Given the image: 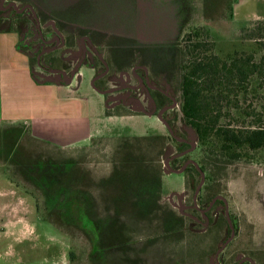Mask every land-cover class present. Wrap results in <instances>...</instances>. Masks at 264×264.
<instances>
[{"label": "rangeland", "instance_id": "rangeland-1", "mask_svg": "<svg viewBox=\"0 0 264 264\" xmlns=\"http://www.w3.org/2000/svg\"><path fill=\"white\" fill-rule=\"evenodd\" d=\"M26 1L29 0H19V3ZM158 1L157 5L170 15V32L175 41L180 42L195 29H203L199 41L208 50L207 54L212 52L222 58L235 50L249 54L257 42L262 45L255 59L264 54V31L261 39L244 38L251 33L248 32L256 22L264 21V0H236L231 19L215 20L204 19L202 0ZM96 4L94 8L97 9ZM145 14L154 17L147 10ZM12 40V35L0 34L4 52ZM130 69L131 66L121 80L130 78L129 83L136 84L137 81L129 75ZM93 75L90 68L81 65L72 79L70 91L85 97L89 110L88 119L80 125L71 123L69 132L56 129L63 126L62 123H49L44 127L47 129L39 132L47 140L36 138L38 141H30L24 135L15 145L8 140V133H14L12 128L20 133V127H0V264H211L216 249V243L211 240L223 239L227 235L223 226H214L216 222L224 221V206L218 205L211 211L209 220L215 218L214 223L191 222L193 214H185L187 210L184 208L185 174L163 172V162L175 152L173 147L167 146L151 167L137 164L122 167L121 163H116L119 153L115 146L123 139L166 136L168 131L153 113L106 115L105 94L99 91L101 82L93 83ZM170 77L177 75L174 72ZM168 89L172 90L171 87ZM258 89L255 95L247 94L240 103L250 111V118L245 123H236L233 117H226L224 107L221 114L225 117L220 122L247 126L257 120L258 126L264 128V82ZM125 96H111V107H115L114 103L130 107L131 96L129 93ZM220 106H224L223 103ZM132 109L139 110L136 106ZM252 110H255L254 115ZM179 126V133L184 132L193 140L191 130ZM84 138L88 145L74 147V142ZM97 138H101L100 141L91 142ZM10 154L36 168L46 161L49 171L75 164L88 175L91 181H84L81 189L94 198L95 217L91 220L95 229L101 230L100 238L94 241L95 235L89 225L86 230L74 228L73 237H70L43 220L42 198L23 179L15 176L16 167ZM130 156L134 157L133 154ZM154 156L155 152L148 154L150 158ZM187 156L197 162L201 154L194 147ZM183 160L171 166L179 167ZM223 165L216 162L218 179L212 190L226 199L228 212L236 223L234 237L223 251L225 262L234 264L235 260L247 255L264 264V147L250 152L248 160L227 165L225 171L221 169ZM123 173L127 176L137 174L123 178ZM120 187L126 192L131 190V195L117 202L115 194L121 191ZM187 194L186 199L191 198ZM191 242L197 246L194 248L195 245L189 244Z\"/></svg>", "mask_w": 264, "mask_h": 264}, {"label": "trees", "instance_id": "trees-1", "mask_svg": "<svg viewBox=\"0 0 264 264\" xmlns=\"http://www.w3.org/2000/svg\"><path fill=\"white\" fill-rule=\"evenodd\" d=\"M235 2L236 0H202L204 19H231L232 7ZM254 25L253 29L248 32L251 33L244 38L261 39L264 21H258ZM203 32V29H195L175 44L172 55V74L175 72L177 77H170L172 75L170 74L167 80L174 93L178 94L181 123L194 133L196 148L201 154L196 164L204 174L203 191L205 192L204 200L207 202L213 196L220 194L212 190V187L216 185L215 180L218 179L216 169L219 168L216 166V162L224 163L225 166L223 165L221 169L225 171L227 165L248 160L250 152L264 147V128L258 126L257 120L250 122L247 126L220 122V119L225 116L233 117L236 119V123H238L237 121L245 123L244 121L250 118V111L244 109L240 103L245 100L247 94L255 95L261 82H264V54L258 60L255 59L257 51H261V42L254 44L253 51L249 54L238 50L224 58L212 52L207 54L208 50H205L204 45L199 41ZM16 50L21 52L18 45H16ZM31 74L32 78L39 82L32 72ZM221 103L224 106L221 107ZM223 107L227 110L225 116L221 114ZM254 111H251L252 115H254ZM133 114L136 113L129 110L118 112L106 109L108 116ZM18 126L21 129L20 133H16V128H12L14 130L12 134L7 132L8 140L12 144L16 145L24 135L30 141H38L30 136L27 128L23 125ZM100 139H93L91 142L100 141ZM39 143L42 144V142ZM174 145L173 140L168 136L128 137L115 146L119 153L115 162L121 163L122 167L133 164L144 168L151 167V163L159 160V156L167 146L174 148ZM74 150L78 151V148ZM122 152L125 155L122 156ZM151 152H155V156L150 158L148 154ZM131 154L134 157L130 156ZM10 160L16 167L15 176L18 179H23L42 198L43 220L63 230L70 237H73L71 233L74 228L81 227L86 230L89 225L92 226L90 231L95 235L94 241L100 238L101 230L95 229V224L91 220L95 217L94 198L91 194H87V191L84 192L81 189L84 186V181H91V179L88 175L83 174L77 165L73 164L68 168L58 166L55 168L56 170L49 171L46 169V161L36 168L30 164L22 163L15 156H11ZM186 171L185 191L188 192L187 195H191V198L186 199V203L190 206V199H192L199 183L200 176L198 170L192 165ZM134 174L137 173L128 176L127 173H123L122 177L132 178ZM130 191L126 192L121 188V191L115 194L117 197L115 200L118 202V200L129 197ZM141 192L138 191V193ZM218 203L221 202L218 201ZM190 211L195 212L192 207H190ZM214 226H223L226 233L229 234L225 219L223 222H216ZM234 226L236 230V225ZM190 228L191 225L187 227L188 231ZM224 240L214 238L211 240L216 243L215 251ZM189 244L195 245L194 248L197 246L193 242Z\"/></svg>", "mask_w": 264, "mask_h": 264}, {"label": "flooded vegetation", "instance_id": "flooded-vegetation-1", "mask_svg": "<svg viewBox=\"0 0 264 264\" xmlns=\"http://www.w3.org/2000/svg\"><path fill=\"white\" fill-rule=\"evenodd\" d=\"M91 1V4L97 3L98 8L95 10L98 15L95 19L98 23L92 27H80L70 23L75 17L69 16L71 11H69L68 0H29L23 3H19V0H0V31L10 30L12 34H15L16 45L21 51L18 53L27 59L30 71L37 79H55L68 84L81 65L92 68L93 83L101 82L99 91L105 94L106 109L118 112H122L119 109H127L134 113L157 115L168 131L166 137H170L176 145V147L174 145L175 152L166 158L169 159L170 169L178 171L183 168L184 174L187 173L186 170L190 165L197 169L191 163L196 164V162L187 156L194 149L192 144L196 147L194 133L188 127L194 136L193 140L184 132L179 133V125H182L180 114H178L179 103L173 89H168L171 86L167 77L173 72L172 55L177 43L173 40V34L170 30H163L161 27L153 33L146 31V27L140 24L142 20H140L136 0ZM79 6L80 4L75 5L76 8ZM86 19L90 20V17ZM130 66L129 75L137 81L136 84H130V78L126 81L121 80ZM127 93L131 96L130 107L127 108L118 103H114L115 107H111V96L122 94L126 97ZM134 106L139 109L138 112L132 109ZM180 159H184L182 164L179 167H172L174 162L179 163ZM203 186L204 180L195 203L192 196L190 206L186 203V191L183 192L184 208L187 210L185 214L190 216L193 214L191 218L193 224L202 221L207 224L214 223L215 218L209 220L211 211L218 205H223L225 209L228 206L226 199L220 194L205 202ZM218 197L223 200L217 199ZM190 207L195 212H191ZM227 213L234 237L236 223L233 219L235 218L228 212V208ZM224 218L227 223L226 214ZM230 236L229 228V234L225 235L223 238L225 240L219 248ZM225 247L217 255L218 264H227L222 254ZM213 258L211 262L215 264ZM247 259L254 264H260L254 260V257L247 255L235 260L234 264H251Z\"/></svg>", "mask_w": 264, "mask_h": 264}, {"label": "crops", "instance_id": "crops-1", "mask_svg": "<svg viewBox=\"0 0 264 264\" xmlns=\"http://www.w3.org/2000/svg\"><path fill=\"white\" fill-rule=\"evenodd\" d=\"M158 2V0H136L142 20L140 24L145 26L148 32L158 31L159 27L170 30V15L157 5ZM91 3V0H68L71 11L69 16L75 17L70 21L72 25L92 27L98 23L95 19L98 12ZM77 4H80L79 8L75 7ZM146 10L154 14L153 19L146 16ZM87 17H90V20L86 19ZM0 34L12 35L14 39L6 48V52L0 45V127L23 125L31 137L47 140L39 132L47 129L44 127L49 123H62L63 126L56 129L65 133L64 130L69 132L72 129L71 123L80 125V122H85L88 119V103L85 97L70 91L72 80L68 84L55 79L35 81L27 59L16 50L15 35L4 32ZM90 69L93 71L92 68ZM86 138L74 142V147L88 145L89 142H84Z\"/></svg>", "mask_w": 264, "mask_h": 264}, {"label": "water", "instance_id": "water-1", "mask_svg": "<svg viewBox=\"0 0 264 264\" xmlns=\"http://www.w3.org/2000/svg\"><path fill=\"white\" fill-rule=\"evenodd\" d=\"M167 126V125H166ZM192 148H194V144H192ZM168 162H169V159H165L164 160V162H163V164H164V172L165 173H167V172H173V173H181L182 171H183V168L181 169V170H172V169H170V167H169V165H168ZM193 165H195L196 167H197V165L194 163V162H191ZM197 170H198V172H199V174H200V182H199V184H198V186H197V188H196V190H195V192H194V195H193V202L195 203V198H196V196H197V193L199 192V190H200V187H201V185H202V183H203V180H204V175H203V173L198 169V167H197ZM217 199H222V198H220V197H218ZM215 200V199H214ZM223 200V199H222ZM225 214H226V218H227V223H228V226H229V228L231 229V236H230V238L217 250V252L215 253V256H214V258H213V260L215 261V264H218L217 262H216V259H217V255L219 254V252L225 247V245L231 240V238L233 237V227H232V224H231V221H230V218H229V216H228V213H227V208L225 209ZM251 264H254L250 259H247Z\"/></svg>", "mask_w": 264, "mask_h": 264}]
</instances>
